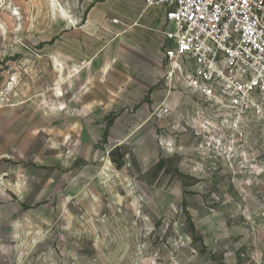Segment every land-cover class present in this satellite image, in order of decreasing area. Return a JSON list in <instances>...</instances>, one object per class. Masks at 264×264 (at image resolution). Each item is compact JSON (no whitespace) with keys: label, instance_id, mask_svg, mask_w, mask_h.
I'll return each mask as SVG.
<instances>
[{"label":"rangeland","instance_id":"374dc122","mask_svg":"<svg viewBox=\"0 0 264 264\" xmlns=\"http://www.w3.org/2000/svg\"><path fill=\"white\" fill-rule=\"evenodd\" d=\"M57 1L70 19L49 0H0V264H224L220 250L204 251L181 219L137 226L144 235L131 243L114 224L108 199L112 188L124 191L117 171L126 150L114 148L119 140L107 129H90L107 116L88 114L87 105L95 88L105 91L106 78L121 75L125 27L113 21L142 3ZM241 127L244 146L233 158L205 146L225 157L242 203L252 189L261 203L264 172L255 167L264 168V121L248 114ZM238 209V238L249 236L250 243L236 264H264V242L262 255H254V238H264V229L254 230V212Z\"/></svg>","mask_w":264,"mask_h":264},{"label":"crops","instance_id":"0c3cea01","mask_svg":"<svg viewBox=\"0 0 264 264\" xmlns=\"http://www.w3.org/2000/svg\"><path fill=\"white\" fill-rule=\"evenodd\" d=\"M140 1L139 11L127 13L121 24H116L125 27L119 48L122 60L116 65L120 77L106 78L105 91L95 88L97 96L91 95L87 105L88 114L107 116V121L92 122L90 129H107L119 140L114 148L126 150L124 165L117 171L124 191L121 194L112 188L108 209L130 243L144 235L137 226H151L157 220L172 225L181 219L183 225L190 224L193 240L200 242L204 251L220 250L224 264H236L239 249L250 243L249 236L238 238L243 234L238 206L254 212V230L258 232L264 229V218L259 217L264 202L259 203V194L252 189L242 203L231 184L225 157L218 158L214 150L206 149V142L216 132L206 134L201 124L212 112L196 109V97L189 92L168 88L164 50L171 43L163 34L165 14L162 9H145V1ZM163 103L169 104L171 114L158 117ZM243 142L235 139V156ZM135 195L142 199L139 204ZM122 196L133 201H122ZM138 208L141 214L136 213ZM263 242L261 235L254 238L255 256L262 255Z\"/></svg>","mask_w":264,"mask_h":264},{"label":"built area","instance_id":"2783aa9c","mask_svg":"<svg viewBox=\"0 0 264 264\" xmlns=\"http://www.w3.org/2000/svg\"><path fill=\"white\" fill-rule=\"evenodd\" d=\"M144 1L145 9L165 14L169 88L189 92L196 109L212 112L201 124L202 130L216 132L206 145L233 158L235 139L243 140L244 117L264 121V0ZM170 114L166 103L157 110L158 117ZM255 168L257 174L264 172L262 166Z\"/></svg>","mask_w":264,"mask_h":264},{"label":"bare ground","instance_id":"6f19581e","mask_svg":"<svg viewBox=\"0 0 264 264\" xmlns=\"http://www.w3.org/2000/svg\"><path fill=\"white\" fill-rule=\"evenodd\" d=\"M49 1H50V5H51V7L53 8L54 11L55 10L61 11L68 19H70V17L67 15V13L64 10V8L58 3L57 0H49Z\"/></svg>","mask_w":264,"mask_h":264}]
</instances>
